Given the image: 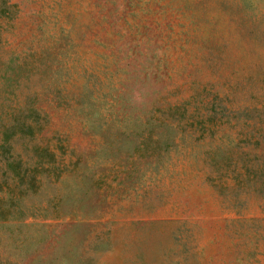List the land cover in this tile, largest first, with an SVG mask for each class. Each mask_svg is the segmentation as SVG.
Wrapping results in <instances>:
<instances>
[{
	"label": "rangeland",
	"instance_id": "1",
	"mask_svg": "<svg viewBox=\"0 0 264 264\" xmlns=\"http://www.w3.org/2000/svg\"><path fill=\"white\" fill-rule=\"evenodd\" d=\"M2 140L0 264H264V0H0Z\"/></svg>",
	"mask_w": 264,
	"mask_h": 264
},
{
	"label": "trees",
	"instance_id": "2",
	"mask_svg": "<svg viewBox=\"0 0 264 264\" xmlns=\"http://www.w3.org/2000/svg\"><path fill=\"white\" fill-rule=\"evenodd\" d=\"M12 127V126H11ZM27 127H30L24 123H21L19 125L20 130L19 131H24ZM25 128V129H23ZM34 150H38L36 149V147L34 148ZM10 151V144L7 143L5 140H2L0 142V174L5 176L7 175V173L11 174V177L13 179V177H16L17 180H15L16 182V186H17V191L18 195H20L21 193H23L24 191L26 192V189H33L34 187H36L37 182L39 181V179L37 180V176H38V172L40 170H44V168H42V161L40 160V156L45 153V154H51L52 156V152H50L49 150H47L45 147H42L40 149V151H37V158L35 159V162L32 165V170L33 172L27 176V174L25 173V171H20V160L19 159H14L11 158L9 159L8 156H6L7 152ZM49 151V153H48ZM2 157V158H1ZM52 160V159H50ZM3 162L5 167L3 166ZM48 163H50V161H48ZM51 164V163H50ZM41 168V169H40ZM46 168V167H45ZM34 186V187H32ZM7 194V190L4 189L2 190L1 186H0V219H6V218H18V216H22L23 213V209H21V207H19L16 204H12L11 206H9L8 204H4V199L6 200V196H8V198H10V200H12L13 197H16L17 194H14V196H9L6 195ZM12 194V195H13ZM6 197V198H5ZM18 197V196H17Z\"/></svg>",
	"mask_w": 264,
	"mask_h": 264
}]
</instances>
